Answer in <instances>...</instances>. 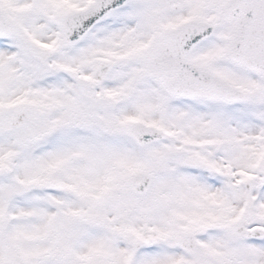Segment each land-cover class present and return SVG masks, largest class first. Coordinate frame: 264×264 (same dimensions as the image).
Here are the masks:
<instances>
[{
	"label": "snow or ice",
	"instance_id": "1",
	"mask_svg": "<svg viewBox=\"0 0 264 264\" xmlns=\"http://www.w3.org/2000/svg\"><path fill=\"white\" fill-rule=\"evenodd\" d=\"M0 264H264V0H0Z\"/></svg>",
	"mask_w": 264,
	"mask_h": 264
}]
</instances>
